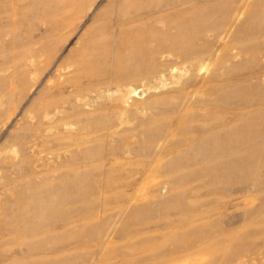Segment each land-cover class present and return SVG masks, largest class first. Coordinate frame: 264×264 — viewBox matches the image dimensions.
Returning a JSON list of instances; mask_svg holds the SVG:
<instances>
[{"label":"rangeland","instance_id":"rangeland-1","mask_svg":"<svg viewBox=\"0 0 264 264\" xmlns=\"http://www.w3.org/2000/svg\"><path fill=\"white\" fill-rule=\"evenodd\" d=\"M202 254L264 262V0H0V264Z\"/></svg>","mask_w":264,"mask_h":264},{"label":"bare ground","instance_id":"bare-ground-1","mask_svg":"<svg viewBox=\"0 0 264 264\" xmlns=\"http://www.w3.org/2000/svg\"><path fill=\"white\" fill-rule=\"evenodd\" d=\"M241 253L243 252L241 251ZM234 263L235 264H264L263 261H259V262L255 261L254 257L252 259H245L244 256L237 258V259L235 258ZM191 264H207V255L206 254H202L201 256L193 255V257L191 258Z\"/></svg>","mask_w":264,"mask_h":264}]
</instances>
